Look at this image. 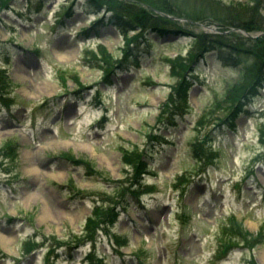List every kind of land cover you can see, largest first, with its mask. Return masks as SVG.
Returning <instances> with one entry per match:
<instances>
[{"label":"rangeland","instance_id":"rangeland-1","mask_svg":"<svg viewBox=\"0 0 264 264\" xmlns=\"http://www.w3.org/2000/svg\"><path fill=\"white\" fill-rule=\"evenodd\" d=\"M113 1L0 0V264H264V0Z\"/></svg>","mask_w":264,"mask_h":264},{"label":"trees","instance_id":"trees-1","mask_svg":"<svg viewBox=\"0 0 264 264\" xmlns=\"http://www.w3.org/2000/svg\"><path fill=\"white\" fill-rule=\"evenodd\" d=\"M112 3H115V1L110 0ZM118 2V1H117ZM139 2V0H129V2L125 5H123L122 1L121 3H119L120 5L117 7L116 9L114 8V6H112L111 4L108 3V5L110 6V8L113 10V14H114V18H123V20H126L127 18L131 19L130 20V25L135 24L136 26L133 28L136 29H140V30H145L151 27H163V24L161 23V18L159 16H155L153 15L151 12H149L150 9H138V7H136L134 4L132 3H136ZM255 2V1H254ZM260 2V0H258L255 3ZM149 7L154 8L160 12H167L168 14H172L173 12H171V8H163L161 7L160 3L157 2L154 5H151V3L149 4ZM173 15V14H172ZM176 15V14H175ZM161 23V24H160ZM122 26L119 22H116V25ZM233 26V24H232ZM237 26H241L242 28H244L247 31L253 30L252 26H244V25H235L232 28H237ZM257 27H260V29H262L264 31V20L261 19L260 23L257 24ZM227 30L229 29V27H225ZM121 29H125L124 32L127 30L126 27L122 26ZM135 29V30H136ZM123 33V32H122ZM123 36H126L125 38V42L126 43H130L131 37L129 35H127V32L123 34ZM229 35L225 34L224 36L221 35H213V37L210 39V41L212 39H215L217 42L216 44H223V45H227V43L230 42L232 43L233 47H236V49H239L240 47L238 45L233 44L232 42V38H227ZM210 38V37H209ZM263 39H259L257 41H254L255 45H256V50L252 51L254 57H255V64L254 66L250 67V70L247 71V73L244 76L243 82L238 85L237 87H234L232 91H230V95L234 98V99H238L240 98V96L242 95V93L248 89L245 88V86L248 87H252L256 84L254 83H258V80L256 78V74L258 73V70L260 69V71H262L264 73V36H262ZM200 39V38H199ZM198 39V40H199ZM203 39H205L203 37ZM208 42V41H207ZM210 43V42H208ZM231 46V45H230ZM197 47V45H195V48ZM242 50H244V52L247 54V50H245L244 48H242ZM199 51H192L191 52V58H198L199 57ZM180 67H185V71L187 70V65H185V61L182 62L181 65H179ZM259 82L260 79H259ZM205 156L207 159H209L212 156V153L210 151H205L204 152ZM136 162V157H134L133 159H131V165H135ZM133 168L135 169V166H133ZM137 169V167H136Z\"/></svg>","mask_w":264,"mask_h":264},{"label":"bare ground","instance_id":"bare-ground-1","mask_svg":"<svg viewBox=\"0 0 264 264\" xmlns=\"http://www.w3.org/2000/svg\"><path fill=\"white\" fill-rule=\"evenodd\" d=\"M4 239V238H3ZM6 240V239H5ZM7 242V241H6ZM261 259L264 261V256L263 257H261Z\"/></svg>","mask_w":264,"mask_h":264}]
</instances>
